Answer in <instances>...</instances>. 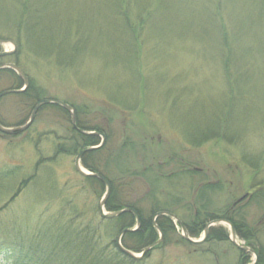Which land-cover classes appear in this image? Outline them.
<instances>
[{
  "label": "rangeland",
  "instance_id": "obj_1",
  "mask_svg": "<svg viewBox=\"0 0 264 264\" xmlns=\"http://www.w3.org/2000/svg\"><path fill=\"white\" fill-rule=\"evenodd\" d=\"M0 39V51L14 50L0 65H17L35 96H1L2 126H23L37 100H61L76 123L99 127V172L121 203L148 215L156 199L182 223L244 198L241 235L226 222L238 245L264 255V0H0ZM15 82L0 73V93ZM51 105L17 135L0 133V240L31 237L73 207L102 219L106 187L77 172L71 116ZM123 160L127 176L116 166ZM205 183L206 192L194 190ZM172 221L147 264L255 260L232 243L227 223L209 227L227 230L226 241L197 247Z\"/></svg>",
  "mask_w": 264,
  "mask_h": 264
},
{
  "label": "trees",
  "instance_id": "obj_2",
  "mask_svg": "<svg viewBox=\"0 0 264 264\" xmlns=\"http://www.w3.org/2000/svg\"><path fill=\"white\" fill-rule=\"evenodd\" d=\"M28 37L30 38V35H28ZM8 57H10V55L0 57V61ZM0 73L15 76V83L17 85L11 87V89H20L23 87L22 80L18 75L16 76L11 69L2 68L0 69ZM16 94L23 96L27 94L28 97L33 100L35 99V96L29 90V84L24 91ZM50 107L63 110L61 107L54 104ZM76 126L78 129L85 132H99V127L83 126L78 122L76 123ZM74 131L78 137L77 142L74 144L76 151L96 146L100 143L98 142V136L81 134L75 129ZM15 134L17 135V133H14V135ZM60 149V147L57 148L56 155L59 153ZM104 149L105 145L103 144L97 149L85 152L81 157L82 165H84V167L90 172L99 173L101 175L99 168L103 167L102 165H104L105 161L100 157V153ZM120 150L117 151L116 155H118V153L120 155L124 154V152ZM137 151L138 147L136 146L133 151L130 150L129 154L132 152V156ZM125 154V157H127V152H125ZM41 162L44 161L40 160L39 163H37L36 168ZM117 162L119 161L117 160ZM116 164H118L116 165L118 170L121 171L120 176H127L126 171L128 161L123 160V162ZM143 172L144 171H141L136 176L141 178ZM86 179L97 182L100 186L104 185L95 177L88 176ZM120 179H122V177H120ZM135 180L139 181L137 178ZM108 183L110 185V194L104 204V208L110 212L122 208L133 209L139 220V226L136 230H132L134 224H136V218L133 212H124L113 218H102L97 220L96 218L87 219L80 216L77 208L73 207L66 216L52 215L46 221L41 222L42 225L31 237L14 233L12 234L14 235V238L6 237L1 239L0 264H147L146 258L148 253H145L141 259H137L127 255L118 247L117 237L119 233L124 229L131 230L123 233L120 240L121 245L131 252H142L146 247L157 240V229L163 236L170 232H174L173 221L168 216H157L155 220L157 226L156 229L152 225V217L157 212L161 211V209L156 207V199H153V203L156 205L150 209L148 215H145L143 214L142 209L137 206V202L121 203L113 181H108ZM209 186L208 183L200 184L194 190L200 189L201 191L206 192L210 188ZM20 188L23 187L20 186ZM242 200L234 202L235 204L231 208H226L220 213H208V211H204L202 216L198 218L194 217V219L191 218V221L182 222V225L185 227L188 236L191 238L196 237L198 232L204 229L206 224L210 221L221 219L230 222L235 232L241 235L239 230L243 228L244 221L242 216L237 215V210L238 205ZM77 212L79 214H77ZM245 237L248 238L249 235ZM227 238V230L217 226L209 228L207 236L202 242H191V244L193 246L202 247L205 243L212 241H226ZM159 245L161 246V243L154 246L152 249L158 248ZM247 246L256 251L258 257L256 264H264V255L261 253V249L257 250L255 247H252V242L248 243Z\"/></svg>",
  "mask_w": 264,
  "mask_h": 264
},
{
  "label": "water",
  "instance_id": "obj_3",
  "mask_svg": "<svg viewBox=\"0 0 264 264\" xmlns=\"http://www.w3.org/2000/svg\"><path fill=\"white\" fill-rule=\"evenodd\" d=\"M6 43V41H3L2 39H0V44H4ZM14 52V50L12 51H3L0 53V57H3V56H6V55H10ZM2 68H8V69H11L13 70L14 72L17 73V75L20 77V79L22 80L23 82V89H20V90H5V91H2L0 93V97L1 96H4V95H7V94H12V93H19L23 90H25V88L28 86V80H27V77L24 75L23 71L15 64H5V65H0V69ZM48 104H54V105H58L60 106L63 110H65L66 112H68L71 116V123L72 125L75 127V113L73 111V109L71 108V106H69L68 104H66L65 102L61 101V100H57V99H42L40 101H38L34 107L32 108L31 110V113H30V116H29V119L28 121L23 125V126H17V127H12V128H7V127H4L0 124V133L2 134H6V135H12L13 133H16V132H21V131H24L33 121V118L37 112V110L42 106V105H48ZM77 131H79L80 133L82 134H86V135H89V134H92V135H100L102 137V141L100 143V145L98 146H95V147H89V148H86V149H83L81 150L75 157V160H74V166H75V169L77 170V172H79L81 175L83 176H92V177H95L97 179H99L100 181H102L106 187V190H105V193L103 195V198L101 199L100 203H99V215L101 218H113V217H116L124 212H133L135 214V218H136V227L132 230H136L139 226V220H138V216L136 215V213L134 212L133 209L131 208H123V209H120V210H117V211H111V212H104V204H105V201L106 199L108 198L109 194H110V185L108 183V181H106V179L104 177H102L100 174L98 173H92V172H86L85 170L82 169V167L80 166V159H81V156L87 152V151H91L93 149H96L98 147H100L102 144H103V141H104V137L102 134L100 133H96V132H84L78 128H76ZM168 216L170 217L171 219L175 220L182 228V231H183V237L188 240V241H191V242H194V243H199V242H202L206 236H207V233H208V229L209 227L215 225V224H221V223H227L226 221L224 220H221V219H214L212 221H210L209 223L206 224L204 230H203V236L197 240V241H193L191 240L188 235H187V232H186V229L184 228V226L182 225V223L180 222V220L178 219L177 216H175L174 214L170 213V212H167V211H160V212H157L154 217H152V224L153 226L156 228V224H155V219L157 216ZM229 226H230V239L232 241V243L241 251H244V252H251L254 254L255 256V260L252 264H256L257 262V255L255 253V251L250 248V247H247V246H240L238 245L235 241H234V238H235V233H234V230L232 228V226L230 225V223H227ZM126 231H131L129 229H124L122 230L118 237H117V245L118 247L124 252L126 253L127 255L133 257V258H137V259H141L143 257V255L146 253V251H148L149 249H151L152 247H154L155 245H157L160 241H161V233H160V237L157 241H155L154 243H152L150 246L146 247L144 249V251H142L139 255H136L134 254L133 252L125 249L122 245H121V237L123 235L124 232Z\"/></svg>",
  "mask_w": 264,
  "mask_h": 264
},
{
  "label": "bare ground",
  "instance_id": "obj_4",
  "mask_svg": "<svg viewBox=\"0 0 264 264\" xmlns=\"http://www.w3.org/2000/svg\"><path fill=\"white\" fill-rule=\"evenodd\" d=\"M21 89H23V88H21ZM24 91V90H23ZM83 169V168H82ZM84 170V169H83Z\"/></svg>",
  "mask_w": 264,
  "mask_h": 264
}]
</instances>
